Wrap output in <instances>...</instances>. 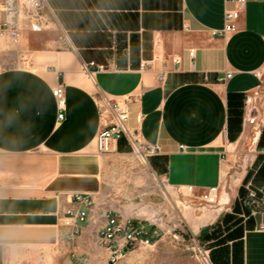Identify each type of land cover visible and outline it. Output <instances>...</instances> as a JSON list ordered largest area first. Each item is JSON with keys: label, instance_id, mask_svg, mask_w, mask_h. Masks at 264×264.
I'll use <instances>...</instances> for the list:
<instances>
[{"label": "crops", "instance_id": "obj_1", "mask_svg": "<svg viewBox=\"0 0 264 264\" xmlns=\"http://www.w3.org/2000/svg\"><path fill=\"white\" fill-rule=\"evenodd\" d=\"M122 4L123 20L130 21L137 12L140 31L152 36L149 53L133 67L123 68L124 61L114 55L63 48L53 28L24 32L19 46L28 54L30 67L0 72V264H74L72 252L89 256L91 264L108 263V252L96 243L104 223L101 206L98 224L86 225L73 243L61 239V210L69 205L68 196L98 197L103 192L107 155L96 152L98 94L130 98V126L138 129L146 145L161 148L149 160L155 174L180 193L193 188L188 191L191 203L203 206L187 207L183 216L193 238H208L239 197V187L225 191L228 161L222 146L236 118H242L246 97L264 86V0H249L238 32L227 37L210 34L224 27L225 9L233 7L226 0ZM88 62L104 70L94 71L91 78L83 67ZM145 62L152 67L141 69ZM162 71L167 72L163 83L158 81ZM257 72H263L261 78ZM228 73L232 78L220 82ZM58 75L66 91L61 122L52 94ZM120 145L128 147L123 141L112 154L128 155L119 152ZM212 187L220 188L215 207L199 199ZM117 210L126 218L121 208ZM259 214L244 223L240 264H264V210ZM137 217L133 219L158 228L143 218L144 212ZM173 256L178 259L177 247L160 230L152 247L133 250L118 264H157Z\"/></svg>", "mask_w": 264, "mask_h": 264}, {"label": "rangeland", "instance_id": "obj_2", "mask_svg": "<svg viewBox=\"0 0 264 264\" xmlns=\"http://www.w3.org/2000/svg\"><path fill=\"white\" fill-rule=\"evenodd\" d=\"M122 5V0H52L50 7L56 21L52 27L57 28V39L63 34L68 35L77 51L83 47L107 57L114 55L116 60L124 61L123 68L129 69L136 60L140 61L149 53L148 40L152 36L149 38L147 33L140 31V19L135 17L137 12L132 13L130 21L123 20ZM27 55L20 51V46L0 40V72L29 68ZM250 96L253 98L254 122L244 121V101L242 118H236L235 126L224 138L222 146L228 161L225 191L230 193L239 187V197L212 234L200 239L210 251L214 264H240L241 238L246 224L264 210V86ZM124 150L129 154H108L104 158V188L97 200L100 202L103 198L107 208H121L126 218H138L137 214L144 212L146 217L143 218L158 226L162 237L177 247L178 259L173 256L157 264H199L192 252V246L198 240L191 236L183 216L187 207L203 206L191 203L194 198L189 192L180 193L168 188L149 162L134 155L129 147ZM250 192L256 194L257 201L247 206L245 201ZM230 253L232 257L228 255Z\"/></svg>", "mask_w": 264, "mask_h": 264}, {"label": "built area", "instance_id": "obj_3", "mask_svg": "<svg viewBox=\"0 0 264 264\" xmlns=\"http://www.w3.org/2000/svg\"><path fill=\"white\" fill-rule=\"evenodd\" d=\"M249 0H226L232 8H226L224 12V27L221 30H212V37H227L235 34L239 29V21ZM50 0H0V40L9 42L12 46H19L24 39V32L44 33L53 29L56 25L55 15L50 7ZM57 42L63 48L75 50L70 37L61 35ZM194 50L189 52V56L194 58ZM84 71L92 78L94 71L104 70L103 66L96 65L95 62L83 64ZM151 62L142 64L141 69L151 68ZM95 69V70H93ZM256 77L261 78L263 72H257ZM232 73H228L220 82L231 79ZM167 72L162 71L158 75V81L165 82ZM52 88V94L58 110V121L65 119L66 112V91L65 85L60 81ZM130 98L113 99L98 94L97 105L100 116V130L95 139L96 152L99 156L114 153L115 146L125 142L131 152L149 162L150 158L161 152L159 145H146L140 137L139 131L130 126L131 120ZM244 121L254 122L252 118L253 98L249 95L245 100ZM249 117V118H248ZM252 118V119H251ZM140 118H137L139 122ZM188 191L192 193L193 188ZM219 187H212L201 194L199 199L209 207L219 204ZM67 207L62 208L63 219L61 239L68 243H73L83 234L84 227L90 223L98 224L96 211L98 206L103 208L101 217L104 223L100 225L97 234V245L106 250L109 254L107 264H118L127 253L136 249L150 248L160 237V229L154 226H146L140 221L132 218H124L120 211L104 206L93 195L75 193L68 196ZM257 201L256 194L250 192L247 195L245 204L251 206ZM264 206V201L263 204ZM192 252L199 264H214L210 251L199 241H195ZM71 260L74 264H91L89 256L71 253Z\"/></svg>", "mask_w": 264, "mask_h": 264}, {"label": "trees", "instance_id": "obj_4", "mask_svg": "<svg viewBox=\"0 0 264 264\" xmlns=\"http://www.w3.org/2000/svg\"><path fill=\"white\" fill-rule=\"evenodd\" d=\"M119 152H125V150H124V147H122L121 145L119 146ZM212 258V257H211ZM212 261H213V259H212ZM214 262V261H213Z\"/></svg>", "mask_w": 264, "mask_h": 264}, {"label": "bare ground", "instance_id": "obj_5", "mask_svg": "<svg viewBox=\"0 0 264 264\" xmlns=\"http://www.w3.org/2000/svg\"><path fill=\"white\" fill-rule=\"evenodd\" d=\"M187 192H188V189H187ZM224 193H225V192H224ZM227 195H228V194L226 193V195H225L226 197H224L223 200H225V201L228 200V199H227ZM224 203H225V202H224Z\"/></svg>", "mask_w": 264, "mask_h": 264}]
</instances>
